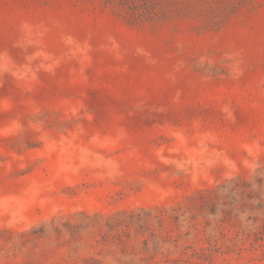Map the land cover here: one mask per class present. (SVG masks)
Returning a JSON list of instances; mask_svg holds the SVG:
<instances>
[{"label": "rangeland", "instance_id": "obj_1", "mask_svg": "<svg viewBox=\"0 0 264 264\" xmlns=\"http://www.w3.org/2000/svg\"><path fill=\"white\" fill-rule=\"evenodd\" d=\"M0 264H264V0H0Z\"/></svg>", "mask_w": 264, "mask_h": 264}]
</instances>
